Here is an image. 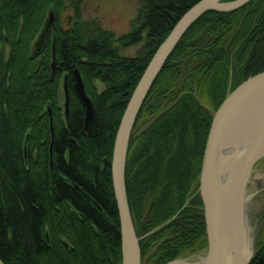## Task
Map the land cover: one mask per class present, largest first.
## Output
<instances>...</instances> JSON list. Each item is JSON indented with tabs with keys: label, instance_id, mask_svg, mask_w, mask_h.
<instances>
[{
	"label": "trees",
	"instance_id": "trees-1",
	"mask_svg": "<svg viewBox=\"0 0 264 264\" xmlns=\"http://www.w3.org/2000/svg\"><path fill=\"white\" fill-rule=\"evenodd\" d=\"M196 1L139 0L130 30L116 36L82 19L75 0H0L4 264H120L110 171L115 132L154 50ZM68 5L73 20L64 27ZM135 44L136 54H122ZM74 68L93 105L86 131ZM263 70L264 0L202 13L166 58L133 123L124 166L141 258L151 251L145 264L206 249L197 181L212 115ZM64 77L67 117L59 102ZM247 264H264V242Z\"/></svg>",
	"mask_w": 264,
	"mask_h": 264
},
{
	"label": "water",
	"instance_id": "water-1",
	"mask_svg": "<svg viewBox=\"0 0 264 264\" xmlns=\"http://www.w3.org/2000/svg\"><path fill=\"white\" fill-rule=\"evenodd\" d=\"M248 1L197 0L193 3L158 44L129 96L115 132L110 162L113 196L119 216L120 264H141L139 237L134 229L124 183L127 146L139 108L166 58L202 13L208 10L230 11ZM52 19V13H49L47 23L50 24ZM54 68L55 62L52 60L51 69ZM73 76L75 90L84 106L83 125L86 131L93 105L76 68L73 69ZM62 87L64 114L67 117L69 97L65 77ZM262 110L264 70L248 77L231 90L212 115L197 181L207 237L201 264H247L253 255L251 252L249 258L242 261L237 253V238L246 220V184L254 164L264 156V126L259 129L249 149L238 158H235V151L244 129L252 117ZM48 112L50 115L49 108ZM50 130L53 136L51 117ZM180 260L175 258L165 264ZM0 264H4L1 259Z\"/></svg>",
	"mask_w": 264,
	"mask_h": 264
},
{
	"label": "rangeland",
	"instance_id": "rangeland-1",
	"mask_svg": "<svg viewBox=\"0 0 264 264\" xmlns=\"http://www.w3.org/2000/svg\"><path fill=\"white\" fill-rule=\"evenodd\" d=\"M75 1L78 3L77 5L80 11L79 14L81 15L82 19L95 20L102 27L112 30L116 36H119L122 33L128 32L130 30L131 21L135 17L140 3L139 0ZM73 13V8L69 5L63 11H61L60 23L62 26L67 27L70 25L73 20ZM140 45L141 44L131 45L130 47L124 49L122 54L134 55L136 54ZM59 89V102L61 105H63V87L60 86ZM136 129L140 131L142 127L137 126ZM246 185L245 214L250 227L249 247L252 254L254 255L260 248L261 243L264 242V156H262L254 164ZM137 236L140 239L143 235ZM205 251V248L198 251H184L175 258H180L188 262L195 263L201 260V258L205 255ZM150 253L151 251H148L147 255L141 258V264H145V262L151 256Z\"/></svg>",
	"mask_w": 264,
	"mask_h": 264
},
{
	"label": "bare ground",
	"instance_id": "bare-ground-1",
	"mask_svg": "<svg viewBox=\"0 0 264 264\" xmlns=\"http://www.w3.org/2000/svg\"><path fill=\"white\" fill-rule=\"evenodd\" d=\"M264 126V110L256 113L252 117V121L248 124V126L244 129L243 134L240 137V140L237 143L236 151H235V158H238L246 149H249L251 146V142L255 138L256 134L258 133L259 129ZM251 174V172H250ZM249 234H250V227L246 220L239 231L238 238H237V253L245 262L250 256L251 250L249 247ZM202 261L199 262L201 264ZM168 264H198L191 263L184 259H181L177 262H171Z\"/></svg>",
	"mask_w": 264,
	"mask_h": 264
}]
</instances>
